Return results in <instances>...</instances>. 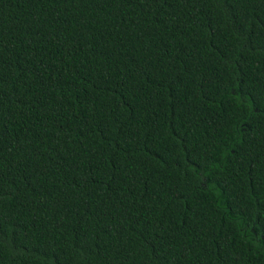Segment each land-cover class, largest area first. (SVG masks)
Wrapping results in <instances>:
<instances>
[{"label":"trees","instance_id":"obj_1","mask_svg":"<svg viewBox=\"0 0 264 264\" xmlns=\"http://www.w3.org/2000/svg\"><path fill=\"white\" fill-rule=\"evenodd\" d=\"M0 264H264V0H0Z\"/></svg>","mask_w":264,"mask_h":264}]
</instances>
